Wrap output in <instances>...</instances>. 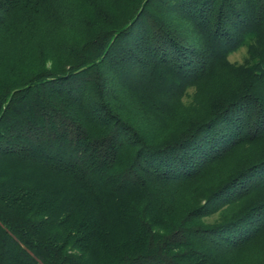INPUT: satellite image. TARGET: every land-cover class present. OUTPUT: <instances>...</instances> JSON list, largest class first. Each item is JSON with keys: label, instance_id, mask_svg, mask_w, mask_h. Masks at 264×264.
<instances>
[{"label": "trees", "instance_id": "trees-1", "mask_svg": "<svg viewBox=\"0 0 264 264\" xmlns=\"http://www.w3.org/2000/svg\"><path fill=\"white\" fill-rule=\"evenodd\" d=\"M19 47L33 71L4 62ZM258 245L264 0H0V264H264Z\"/></svg>", "mask_w": 264, "mask_h": 264}, {"label": "rangeland", "instance_id": "rangeland-1", "mask_svg": "<svg viewBox=\"0 0 264 264\" xmlns=\"http://www.w3.org/2000/svg\"><path fill=\"white\" fill-rule=\"evenodd\" d=\"M7 45H10V44H7ZM32 48H33V45H32ZM24 53H25V50H23V48L21 49L20 47L17 50L11 49V51L5 54L6 61L4 62H8L6 64L7 66H9L8 68H10V65L11 66L15 65V66H19L22 72L27 73L31 70L33 71L40 64L41 59L37 58V55L33 49H32V54H31V56L33 57L28 56L30 53L25 54V55ZM244 56H245V51H239L233 54L230 57V59L232 62L241 63L243 61ZM19 58H22V59H19ZM48 66H51L50 63H48ZM263 256H264V248L258 245L254 247L253 249H251V253L249 254L248 259H249V262H253L255 261V259L257 260L259 258L262 259Z\"/></svg>", "mask_w": 264, "mask_h": 264}]
</instances>
